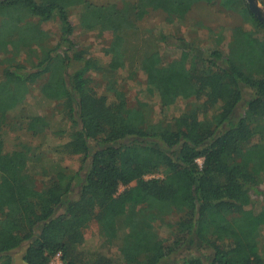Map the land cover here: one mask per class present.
<instances>
[{"label":"trees","instance_id":"1","mask_svg":"<svg viewBox=\"0 0 264 264\" xmlns=\"http://www.w3.org/2000/svg\"><path fill=\"white\" fill-rule=\"evenodd\" d=\"M138 1L0 0V133L12 125L51 130L45 116L23 112L42 80L43 97L73 127L65 153L82 155L71 173L60 163L48 167L38 146L11 152L0 174V264H14L20 248L22 264H51L59 252L63 264H162L180 252L176 264H264V206L254 207L264 183V37L253 34L264 22L247 0H220L252 27L232 28L227 51L197 55L186 42L178 45L186 60L166 62L156 45L134 49L133 66L163 108L187 99L180 115L154 121L152 104L129 101L120 84L108 88L113 101L89 85L88 73L103 66L77 47L70 10L82 8L81 26L115 30L107 54L118 68L127 38L144 34L136 21L147 6L181 19L194 3L214 0ZM54 20L55 45L43 27ZM31 49L43 53L32 67ZM2 146L0 136V153H8ZM159 224L176 226L171 239ZM90 225L116 256L84 247Z\"/></svg>","mask_w":264,"mask_h":264},{"label":"rangeland","instance_id":"2","mask_svg":"<svg viewBox=\"0 0 264 264\" xmlns=\"http://www.w3.org/2000/svg\"><path fill=\"white\" fill-rule=\"evenodd\" d=\"M41 2V0H38ZM95 5L116 4L122 6L125 1L132 4H139L138 0H88ZM261 9L264 11V3L258 0ZM143 6V3H142ZM82 8L74 7L70 10V18L74 25L73 39L79 49L86 51L87 57L96 58L103 69L100 71H91L88 75L91 77L89 83L99 94H107L109 101H113V94L108 88L114 84H120L127 91L129 101L137 100L147 101L153 106L152 120L161 121L180 115L185 109L187 99L179 98L174 104L165 108L162 107L157 90L146 84L145 74L133 66V53L136 48L148 49L152 46L157 47L163 60L166 62L186 60L187 52L178 45H184L186 42L195 45L197 55H205L211 49H222L227 51L228 42L230 41L231 30L234 27L245 25L248 29L252 28L248 24H244L241 15L232 10H226L220 0L213 2L199 1L194 3L184 18H170L162 9H153L151 6L146 7V12L137 19L136 24L144 31V34L133 35L128 37L127 44L129 51L125 58L124 65L115 68L110 66L112 55L107 54V48L110 47L114 39L115 30L108 29L99 23L95 24L92 29L81 26ZM45 30L52 33L51 42L55 45L59 41L60 27L56 20L43 24ZM254 36L257 38L264 37V29L254 30ZM137 45V46H136ZM29 50V49H27ZM35 52V57L31 58V67L35 66L43 53L40 50L31 49ZM22 58L28 59V52L22 51ZM192 56L187 60V66L193 64ZM43 81L38 80L33 85L32 96L28 99V105L23 107V112H32V115H43L47 121H50L51 130L42 133H34L24 127L9 126L0 133L2 138V148L5 152L0 153V174L9 169V159L11 152L21 148L23 144L40 147L44 150L47 161H44L51 169L54 164H61L69 169L72 173L77 171L81 165L82 155L76 153H65L64 145L69 141V134L73 130L71 122L56 112L57 104L53 101L45 99L41 93L40 87ZM189 101V100H188ZM56 108V109H55ZM55 109V110H54ZM211 109L209 113H213ZM201 114V119L209 118L207 114ZM15 125V124H14ZM96 145L93 143V147ZM7 154V155H6ZM202 165V164H201ZM160 175V173L158 174ZM41 185V183H39ZM125 186L119 188V192L123 191ZM255 209L260 210L264 206V183L261 185V195L254 197ZM169 223H174L179 219L178 215L170 216ZM176 229V226H173ZM173 227H162L160 233L169 237L173 236ZM163 230V231H162ZM84 247L88 249L102 250L111 256L117 255V250L105 245L103 237L97 232L94 225H90L86 229ZM22 248L16 250L13 254L14 264H22L19 255ZM185 252L173 255L162 264H176L177 258ZM54 259V258H53ZM52 259V261H53ZM51 264H57L56 261ZM139 262H137L138 264Z\"/></svg>","mask_w":264,"mask_h":264},{"label":"water","instance_id":"3","mask_svg":"<svg viewBox=\"0 0 264 264\" xmlns=\"http://www.w3.org/2000/svg\"><path fill=\"white\" fill-rule=\"evenodd\" d=\"M249 8L256 15V17L264 22V11L261 9L258 0H247Z\"/></svg>","mask_w":264,"mask_h":264},{"label":"built area","instance_id":"4","mask_svg":"<svg viewBox=\"0 0 264 264\" xmlns=\"http://www.w3.org/2000/svg\"><path fill=\"white\" fill-rule=\"evenodd\" d=\"M198 162L200 163V165L203 163L202 159H199ZM153 177V175H149L147 176V178H151ZM56 261L57 264H63L62 259H61V252L57 253L53 259L52 262Z\"/></svg>","mask_w":264,"mask_h":264}]
</instances>
